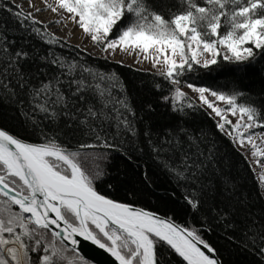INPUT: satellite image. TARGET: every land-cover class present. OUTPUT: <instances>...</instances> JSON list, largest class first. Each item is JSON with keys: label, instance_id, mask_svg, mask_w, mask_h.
Returning a JSON list of instances; mask_svg holds the SVG:
<instances>
[{"label": "snow or ice", "instance_id": "1", "mask_svg": "<svg viewBox=\"0 0 264 264\" xmlns=\"http://www.w3.org/2000/svg\"><path fill=\"white\" fill-rule=\"evenodd\" d=\"M44 12L55 19L40 20ZM69 20L105 60L119 53L148 62L169 86L164 94L163 84L152 85L172 123L157 126L156 105L137 106L117 72L56 54L52 47L67 40L49 25ZM32 37L49 47L37 48ZM258 56L264 0H0V105L37 138L0 126V264H91L80 254L81 240L117 264H224L205 239L215 227L264 264V210H254L237 177L221 166L215 142L185 123L196 112L213 120L264 200V99L185 79L197 67L247 66ZM112 152L169 174L191 219L181 224L98 191ZM142 176L151 183L147 169Z\"/></svg>", "mask_w": 264, "mask_h": 264}, {"label": "trees", "instance_id": "2", "mask_svg": "<svg viewBox=\"0 0 264 264\" xmlns=\"http://www.w3.org/2000/svg\"><path fill=\"white\" fill-rule=\"evenodd\" d=\"M31 42L41 50L49 47L37 37H32ZM67 45L63 48L53 46L52 50L58 55L86 60L89 65L100 70L117 72L127 84L128 93L137 106L147 100H151L156 105L153 122L157 126L172 123V114L158 99L161 93L156 92L152 87L154 82L159 81L163 84L164 94H167L169 86L155 76L153 71L140 70L125 64L120 66L105 58L89 53L85 55V51L80 48L77 49L69 43ZM185 79L197 85L210 86L224 91L237 89L250 94L253 98L264 99V57L258 56L255 63L247 66L221 61L208 69L197 67L194 72L188 73ZM185 123L193 131L202 130L208 135L210 142H215L218 154L222 158L221 166L237 177V182L251 196L254 210H264V200L256 196L254 173L242 156L233 149L227 137L217 131L214 121L203 112H196L190 113ZM0 126L30 138L31 142H36L37 138L31 136V129L26 131L19 115L7 105H0ZM137 164H142L143 167H137ZM102 167L105 175L96 182L97 190L102 194L119 202L130 203L161 215L172 216L181 224L191 219L184 205L181 189L173 178L155 163L148 161L144 164L143 160H137L135 157L130 162L120 153L112 152ZM145 169L149 172L151 183L145 182L142 176V171ZM173 192L175 196H172ZM226 236L227 232L223 227H215L212 231L205 233V239L217 249L224 264H255L253 255L239 250L236 245L227 240Z\"/></svg>", "mask_w": 264, "mask_h": 264}, {"label": "rangeland", "instance_id": "3", "mask_svg": "<svg viewBox=\"0 0 264 264\" xmlns=\"http://www.w3.org/2000/svg\"><path fill=\"white\" fill-rule=\"evenodd\" d=\"M17 2H22V0H17ZM25 7H27L26 4H25ZM38 18L40 20L48 21V20L55 19V16L54 14H51L49 12H44V13H40ZM49 29L50 31L54 32L58 37L65 38L67 40V43L74 45V46L79 45L80 46L79 48L81 50L83 51L86 50L87 53L93 56L104 58V54L100 53L98 48H94L90 39L86 37L85 34L82 32V30L78 26H76L74 23H72L70 20L67 22L66 27L63 25L50 24ZM108 60H111L114 62L118 60H123L125 65H129L131 67H134L140 70L152 71L151 66L148 62L144 61V62L136 63L134 62L133 57L126 56L123 54L118 53L115 57H111ZM185 90L187 91V89ZM189 95H192V93L189 92Z\"/></svg>", "mask_w": 264, "mask_h": 264}, {"label": "water", "instance_id": "4", "mask_svg": "<svg viewBox=\"0 0 264 264\" xmlns=\"http://www.w3.org/2000/svg\"><path fill=\"white\" fill-rule=\"evenodd\" d=\"M79 251L80 254L92 264H117L109 253H106L88 241L81 240Z\"/></svg>", "mask_w": 264, "mask_h": 264}]
</instances>
